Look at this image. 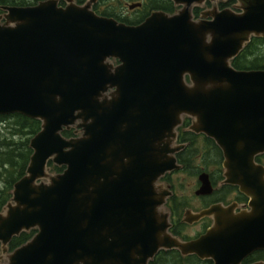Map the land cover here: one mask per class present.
<instances>
[{"label": "water", "instance_id": "1", "mask_svg": "<svg viewBox=\"0 0 264 264\" xmlns=\"http://www.w3.org/2000/svg\"><path fill=\"white\" fill-rule=\"evenodd\" d=\"M97 1L10 8L0 24V115L42 122L27 175L0 214L4 253L14 236L39 233L8 264H148L159 250L242 264L264 250V167L255 162L264 154V71L232 61L264 38V0H237L239 13L213 8L198 22L191 9L204 0H174L185 7L179 15L155 12L139 26L98 17ZM184 117L224 152V184L251 199L239 215L215 205L192 216L214 224L188 243L170 233L162 208L171 193L158 185L181 168L183 146L173 144ZM76 124L82 136L65 138ZM50 161L66 170L51 174ZM200 180L197 195H211L209 176Z\"/></svg>", "mask_w": 264, "mask_h": 264}, {"label": "flooded vegetation", "instance_id": "2", "mask_svg": "<svg viewBox=\"0 0 264 264\" xmlns=\"http://www.w3.org/2000/svg\"><path fill=\"white\" fill-rule=\"evenodd\" d=\"M46 1L50 0H0V24L4 25L7 23V15L9 13L7 8H31ZM55 1L58 2V7L65 9L69 6V1L75 3L79 7H83L87 5L89 0ZM114 1L115 0H99L92 6V10L98 16L112 18L120 24L127 26L142 25L155 12L164 13L172 17L179 15L185 10L182 4H177L174 0H116L120 6H118L116 10L113 9L112 12H110ZM213 2H216V0H204L201 4L194 3L191 9L193 21H209L203 16L213 10V8L216 7L220 12L229 8H234L236 4V0H229L228 3H224L223 0H217L215 4ZM122 9L126 10L125 14L122 13ZM114 64L116 65L118 62ZM187 80L189 81V79ZM193 122L194 120L192 118H186L179 129L177 143L185 145V149L178 152L176 157L178 163L183 165V170L170 174L163 181L165 187L171 189L173 192V196L170 197L165 204V210L169 214L172 223L170 231L183 243L199 240L213 226V220L209 217H205L198 222L194 220L193 223H190L191 217L195 214H200L218 204H222L227 208H234V213L236 215L251 210V199L241 192L239 186L224 184L227 170L224 167L226 158L223 151L219 149L218 155L215 153L218 160L214 163L204 160L202 156H196V158L189 156L188 150L196 146L197 139L204 138L205 142L207 139L205 136L197 135L191 131ZM255 161L257 166L261 165L264 167V154L257 156ZM192 170H195L192 174L196 176L199 185L195 192V197L199 202V206L194 208H191L189 201L181 200L182 202H179V196L174 192V186L172 185L173 180L171 179L179 173H191ZM1 173L2 172H0V185H2L3 188L0 189V214L4 215L7 213L8 205L12 202L15 184H13V187L10 189L8 181L6 182L2 178ZM203 174H207L211 181L214 189L211 195H197L202 185L200 177ZM216 196L218 197L215 198ZM37 234L38 230H32L30 232H23L19 237L14 236L7 245L6 253L3 251V242L0 241V264H8L9 255L33 240ZM259 253V251L253 253L247 257L242 264H257L264 261V259H259ZM148 264H214V262L211 259H202L196 254L183 255L179 250H160Z\"/></svg>", "mask_w": 264, "mask_h": 264}, {"label": "trees", "instance_id": "3", "mask_svg": "<svg viewBox=\"0 0 264 264\" xmlns=\"http://www.w3.org/2000/svg\"><path fill=\"white\" fill-rule=\"evenodd\" d=\"M264 39L253 38L251 43L245 48V50L236 58L233 62V66L237 70H264ZM15 119V136L24 135L25 132H28L30 135V140L18 144L16 141L12 143H6L7 151L0 154V172H2V178L9 183V188L13 187V184H16L21 180L25 175L30 163V158L33 154L32 149L30 148V141L35 137L41 130L42 123L38 120H32L21 115H11L8 117H1L0 121H6L8 119ZM76 130L65 131L64 136L67 138L76 137ZM205 149H209L210 153L219 152L214 141L211 139H206ZM22 147V149H21ZM189 156L194 157L196 152L194 147H191L189 150ZM218 155V154H217ZM16 160H20V163L17 164ZM52 170L56 173L63 172L64 168L54 166L52 163L49 164ZM15 170H17L15 172ZM219 195V194H218ZM216 196L215 198H217ZM259 259H264V252L259 253Z\"/></svg>", "mask_w": 264, "mask_h": 264}, {"label": "rangeland", "instance_id": "4", "mask_svg": "<svg viewBox=\"0 0 264 264\" xmlns=\"http://www.w3.org/2000/svg\"><path fill=\"white\" fill-rule=\"evenodd\" d=\"M126 1V0H121ZM214 4L217 3L213 2ZM117 5V6H116ZM120 6V4L117 3L115 0L112 4V8L110 12H112L113 9L116 10V8ZM104 8V6H103ZM107 8V7H106ZM122 13L125 14L126 10L122 9ZM264 50V48H262ZM15 119L11 118L6 121H0V154L7 151V146H5L6 143H12L15 141L20 144L23 142H26L27 140H30V135H28V132H25L24 135L15 136ZM206 144L204 141V138H199L196 141V146L194 147L196 149V152L194 153V157L199 156L204 158V160H208L209 162L214 163L218 160L216 157L215 152L210 153L209 149H205ZM22 149V147H21ZM17 164L20 163V160H16ZM200 164V163H199ZM17 170H15L16 172ZM195 170H192L191 173H179L176 176H173L171 179L173 180L172 185L174 186V192L178 194V200L179 202L189 201L191 208L198 207L199 202L196 200L195 192L198 189V180L196 176L192 174V172ZM3 188L2 185H0V189Z\"/></svg>", "mask_w": 264, "mask_h": 264}]
</instances>
